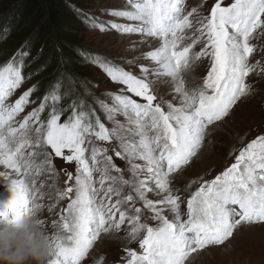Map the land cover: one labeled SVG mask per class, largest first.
I'll return each mask as SVG.
<instances>
[{
    "label": "snow or ice",
    "instance_id": "snow-or-ice-1",
    "mask_svg": "<svg viewBox=\"0 0 264 264\" xmlns=\"http://www.w3.org/2000/svg\"><path fill=\"white\" fill-rule=\"evenodd\" d=\"M206 2L189 9L188 0H124L101 11L113 20L76 10L89 30L139 36L129 50L149 49L141 57L146 63L125 61L135 70L77 50L122 86L102 94L108 99L84 98L97 84L73 95L83 82L61 74L43 96L33 99L39 91L33 84L13 101L36 74H25L31 53L22 48L0 65V164L17 176L9 182L0 173L12 193L0 205V220L44 208L35 178L57 175L53 157L75 164V175L60 170L65 188L52 185L57 202H69L52 221L59 231L49 264H82L102 235L124 228L139 251L125 246L122 264H194L201 252L226 246L242 230L264 227V134L230 153L234 162L218 174L190 180L186 197L173 187L199 159L209 128L251 95L249 77L264 75V59L253 60L264 52V44L253 43L264 40V0H214L203 14ZM197 62H206L205 72L189 87L186 75ZM157 81L171 84V100L158 96ZM93 264H105L104 256Z\"/></svg>",
    "mask_w": 264,
    "mask_h": 264
},
{
    "label": "rangeland",
    "instance_id": "rangeland-1",
    "mask_svg": "<svg viewBox=\"0 0 264 264\" xmlns=\"http://www.w3.org/2000/svg\"><path fill=\"white\" fill-rule=\"evenodd\" d=\"M69 1L71 2V6L73 8L77 10H83L84 12L93 13L102 20L116 19L108 15H101L102 10L119 8L122 7L124 3V0H69ZM1 2L2 0H0V65L7 62L14 54H16L18 50L23 48L29 50L31 53V55L28 58V60L31 61V64L29 67L25 69V74L36 72V74L33 75L22 86L21 89L17 90L15 95L12 97V100L14 101L16 98H18V96L23 91L27 90L33 84L38 85L39 88V91L34 93L33 99H35L36 97L43 96L45 89L53 82V80L58 75L62 74L61 71H59L60 67L57 68L58 60L56 59L54 60V57L50 56L51 55L50 48L44 47L39 51V57L37 58V61L36 60L32 61L36 51L35 41L39 37V34L36 32V30H31L26 35H24L23 41L18 46H14V44L8 41V37L12 33L14 25H16V23H14L15 21L14 19L11 18L8 21L4 16H2L4 9L3 7H1L2 6ZM213 2L214 0H207L205 4V9L207 10V8H210ZM225 2L228 3L230 2V0H225ZM197 3H199V0H188L187 7L190 9L192 6L196 5ZM205 9L202 10L203 14H206ZM78 18H80V16L76 17L77 21H75V23L78 24L79 26L71 27L77 30L75 34H72L75 42V51H71L69 54H65L66 58H69V60L76 58V60H73L72 63L75 71L78 73L77 81L83 82L82 85L77 84L73 95L79 96L81 94H84L88 89L89 84H97L98 87H93L91 89V92H88L84 98L88 102H92L98 96H100L103 99H108L106 95H102V94L107 92H115L122 86L111 82L108 79V77L99 68L84 62L77 54V50L83 48L86 50H91L93 52L102 53L105 56L112 58L116 63L122 65L126 69L135 70L134 68H132L131 65L125 63V61L131 59L134 61V63H139L140 58L143 54V49L147 45L145 47H141L142 44L136 45L134 50H129L133 41H136L135 39L139 38V36H124L118 34L115 31H108L101 33L97 30H89L86 27V25L82 22V19L81 18L78 19ZM117 22L122 23L124 21L117 20ZM5 29H10V31H8L7 34H5ZM253 43H256L259 46L261 44H264V40L262 41L254 40ZM147 50H149L148 47ZM263 56H264V52L258 51L257 53L254 54L253 60L260 58L264 59ZM199 63L200 62H197V67L195 69V71L197 72L196 74H194L195 71L187 74L189 75L188 76L189 79H187L189 83L188 86L190 85L189 87H191L194 83H199L200 77L205 72L206 63L204 62H201L200 64ZM200 73H202V75ZM249 83L252 84L253 86L252 91L254 93L252 92L251 95L247 97L248 100L247 98L242 99L240 102H238V104L235 106V108L232 110V112L228 117H226L221 122H217L214 126H211L208 130L209 135L218 134L220 136L219 137L220 141H215V139H211L207 137L203 149L210 147L212 144H219L222 147V151L215 153V158L212 159L206 158V160L202 163L201 158L206 156L205 155L206 153L204 154V151L202 149L199 155V159H197L181 175L180 177L181 181L175 183V185L173 186L174 189H179L181 191L182 196L187 195V191L184 188L185 185L190 180L198 176H205V178H209V175L214 176L215 174H218L219 171L223 170L231 162H234L232 156H230V153H236V150H238L247 142H250V140L255 138L257 134H264V112H263L264 111L263 110L264 109V101H263L264 75H256V74L251 75L249 77ZM155 89L157 91L158 96L163 97L164 100L167 101L172 99L171 89L168 88L166 83L157 81L155 84ZM256 93H257V98L255 96ZM68 102H69L68 100H65L64 104L66 105ZM30 108L31 106L29 107V109H26V111H29ZM98 114L101 115L103 121V114L102 113H98ZM119 119L123 120V117H120ZM108 126L111 127V124L108 123ZM58 159L53 160L54 165L58 170L57 175L54 176L56 181L58 182V187L63 189V187L64 188L66 187L65 181L67 180V176L64 174L63 171L60 170L67 169L68 171H71L73 175H75L74 172L75 164L65 163L63 160H58ZM113 159L114 162L119 167H121L122 169L126 168L125 162L122 161L120 158L115 157L113 155ZM0 173H6L7 174L6 178H9L10 180H14L15 178L14 175L11 174L12 173L11 170L7 169L2 164H0ZM41 175L40 177H43ZM45 175H48L47 172L45 173ZM51 180L52 178L45 176V178L42 180V183L39 184L40 190L44 191L45 194L48 191V189L46 190V186L48 187V184L49 182H51ZM2 184L0 185V192H4V191L7 192L8 188H6L7 187L6 184L5 186H3L4 184L3 185ZM48 201L51 200L49 199ZM68 202L69 201L66 199L61 200L59 202L56 201V203L54 204V208L51 212L46 210L45 214L50 215L51 220L46 221L45 219H42L41 216V220L45 222L44 224L51 223L53 220H58L60 214V208L57 207L59 206L58 204L60 203L62 205V208H65ZM49 204H51V202H49L46 206H48ZM57 209L58 211H56ZM182 210H184L183 205H182ZM244 230H246V234L244 236L243 234L238 233L235 236V238L226 246L214 247L206 250L205 252H201L199 257L196 258V260L194 261V264H264V227H252L249 229L246 228ZM55 233L57 232L55 231ZM117 235L122 237L126 242L116 243L114 248H108L107 250L102 249L100 251V248L98 247L99 244V240H98L95 246L93 247V249L90 251L89 256L85 258L84 260L85 262L83 261L82 264L83 263L93 264V260H95L96 257H100V256H104L105 264L122 263L121 257L124 255L123 248L127 246L137 249L138 244L129 243L127 240L126 232Z\"/></svg>",
    "mask_w": 264,
    "mask_h": 264
},
{
    "label": "trees",
    "instance_id": "trees-1",
    "mask_svg": "<svg viewBox=\"0 0 264 264\" xmlns=\"http://www.w3.org/2000/svg\"><path fill=\"white\" fill-rule=\"evenodd\" d=\"M1 4L4 9L2 16L8 21L12 18L16 23L8 41L18 46L23 41L24 35L36 30L39 37L35 41L36 51L33 58L37 61L39 51L44 47L50 48V56L58 60L59 71L62 74H70L77 81L78 73L72 63L76 58L69 60L65 56L75 51L72 34L77 30L71 27L79 26L75 23L79 15L76 13L77 9L71 6V2L69 0H2Z\"/></svg>",
    "mask_w": 264,
    "mask_h": 264
},
{
    "label": "clouds",
    "instance_id": "clouds-1",
    "mask_svg": "<svg viewBox=\"0 0 264 264\" xmlns=\"http://www.w3.org/2000/svg\"><path fill=\"white\" fill-rule=\"evenodd\" d=\"M54 240L34 211L0 220V264H49Z\"/></svg>",
    "mask_w": 264,
    "mask_h": 264
},
{
    "label": "bare ground",
    "instance_id": "bare-ground-1",
    "mask_svg": "<svg viewBox=\"0 0 264 264\" xmlns=\"http://www.w3.org/2000/svg\"><path fill=\"white\" fill-rule=\"evenodd\" d=\"M206 10V9H205ZM139 39H141L140 37L139 38H136L135 40L137 41V40H139ZM261 43V42H260ZM146 45H141V47H145ZM194 50H199V45L197 46V48L196 49H194ZM144 51H147V46L143 49V52ZM255 54V53H254ZM259 54V53H258ZM263 55V54H262ZM142 57V56H141ZM264 57V56H263ZM260 59H262V58H260ZM139 63H146V62H144L141 58H140V61H139ZM201 63V62H200ZM199 63V64H200ZM204 63H206V62H204ZM197 67V66H196ZM197 72L195 71V73L194 74H196ZM199 74V73H198ZM201 75H202V73H200ZM200 75V76H201ZM189 75H186V80L187 79H189V77H188ZM196 76V75H195ZM194 76V77H195ZM192 77H193V75H192ZM199 78V77H198ZM191 80V79H190ZM188 82V81H187ZM251 82H254V81H251ZM167 84V86H168V88H170L171 89V84L170 83H166ZM189 84V83H188ZM254 85V84H253ZM190 86V85H189ZM258 88V87H257ZM259 88H261V87H259ZM263 88V87H262ZM161 89H163V88H161ZM263 90V89H262ZM167 91V90H166ZM253 92V91H252ZM254 93V92H253ZM170 95V94H169ZM256 98H257V93H256ZM260 97V96H259ZM166 98V97H165ZM171 98V97H170ZM256 98H255V100H256ZM247 100H248V98H247ZM264 101V100H263ZM257 102V101H256ZM255 102V103H256ZM253 107V106H252ZM264 110V109H263ZM264 112V111H263ZM262 116H263V114H262ZM120 118V117H119ZM215 129V128H214ZM214 131V130H213ZM210 132V131H209ZM211 133V132H210ZM222 135V134H221ZM207 137H209V138H211V139H215V141H220V136L218 135V134H208L207 136H206V139L205 140H207ZM210 140V139H209ZM203 151H204V154L206 155V156H204V157H202L201 158V162L203 163L205 160H206V158H209V159H212V158H215V153H217V152H220V151H222V147H221V145H219V144H212L210 147H207V148H205V149H203ZM56 159H58V158H56V157H53V160H56ZM58 160H62V159H58ZM216 163V162H215ZM218 164V163H217ZM211 165V164H210ZM6 170V169H5ZM11 174H13L14 175V177H12V178H14V180L15 179H17V176H16V173L15 172H13L12 170H11ZM75 172V171H74ZM46 173V172H45ZM45 173L44 174H42L41 176H43V177H40V176H38V177H36L35 179H36V183H37V187H40L39 186V184L40 183H42V180L45 178V176L46 177H49V174L48 175H45ZM182 175V174H181ZM181 175L180 176H178L177 177V179H176V183H178L179 181H181V179H180V177H181ZM63 177V176H62ZM126 177H127V175H126ZM52 178V180H51V182H49V184H48V187L46 186V190L48 189V191L46 192V194H45V192L44 191H41L40 193H42V199L41 200H39L38 202L39 203H41V204H43L44 205V208H42L39 212H37V215H38V217L41 219V216H42V219H45L46 221H48V220H51L50 219V215H46L45 214V212H46V210H48L49 209V207H53L54 208V204L56 203V201H57V199H56V190H55V188L52 186V185H57L58 186V182L56 181V179H55V176H52L51 177ZM30 179H31V177H30ZM2 180H3V177H0V182H1V184L3 183L2 182ZM39 180H40V182H39ZM7 181H11L9 178H7ZM49 181V180H48ZM182 182H183V180H182ZM0 184V185H1ZM4 184V185H3ZM2 185L3 186H5V183H3ZM181 184V183H180ZM175 185V184H174ZM7 186V185H6ZM176 186H178V185H176ZM180 186V185H179ZM6 188H8L7 189V192H0V205H3L4 203H6L9 199H11V196H12V193L10 192V188H9V186H7ZM45 188V187H44ZM64 188V187H63ZM185 189V188H184ZM3 191V190H2ZM43 194H45V195H43ZM186 197V196H185ZM51 200V201H48V200ZM49 202H51V204H49L48 206H46L47 204ZM64 204V203H63ZM59 206H57V207H59L60 209H62V205L59 203L58 204ZM139 206V205H138ZM56 211H58V209L56 210ZM48 213V212H47ZM54 215H56V214H54ZM44 226H45V228L48 230V232H49V234L51 235V236H53L54 234H55V231L56 232H58L59 231V227L57 228V227H54V229H53V226H52V222L51 223H48V224H44ZM249 229V228H248ZM251 231V230H250ZM126 232V228H124V229H122L120 232H113V233H111V234H109V235H104V236H101V238L99 239V244H98V247L100 248V251L103 249V250H107L108 248H114L115 247V244L116 243H125L126 241L122 238V237H120V236H118L117 234H122V233H125ZM116 234V235H115ZM239 234H243V236L246 234V230H242L241 232H239ZM124 237V236H123ZM243 240V239H242ZM128 244V243H127ZM118 247V246H117ZM224 247V246H223ZM137 250L139 251V248L137 247ZM99 251V252H100ZM203 252H205V251H203ZM104 255V254H103ZM96 258H98V257H96ZM95 258V259H96ZM85 262V261H84ZM113 263V262H112ZM84 264V263H83ZM114 264H122V263H114Z\"/></svg>",
    "mask_w": 264,
    "mask_h": 264
}]
</instances>
